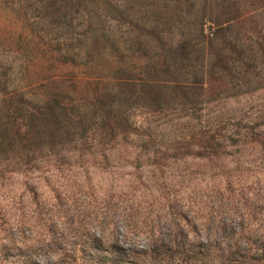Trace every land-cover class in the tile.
Masks as SVG:
<instances>
[{
	"label": "trees",
	"instance_id": "trees-1",
	"mask_svg": "<svg viewBox=\"0 0 264 264\" xmlns=\"http://www.w3.org/2000/svg\"><path fill=\"white\" fill-rule=\"evenodd\" d=\"M263 88L264 0H0V177Z\"/></svg>",
	"mask_w": 264,
	"mask_h": 264
},
{
	"label": "rangeland",
	"instance_id": "rangeland-1",
	"mask_svg": "<svg viewBox=\"0 0 264 264\" xmlns=\"http://www.w3.org/2000/svg\"><path fill=\"white\" fill-rule=\"evenodd\" d=\"M153 121L0 177V264H264V88Z\"/></svg>",
	"mask_w": 264,
	"mask_h": 264
},
{
	"label": "clouds",
	"instance_id": "clouds-1",
	"mask_svg": "<svg viewBox=\"0 0 264 264\" xmlns=\"http://www.w3.org/2000/svg\"><path fill=\"white\" fill-rule=\"evenodd\" d=\"M35 259L38 261V264H49V262H51V264H55V262L59 260V256L51 255L47 258L44 256H36Z\"/></svg>",
	"mask_w": 264,
	"mask_h": 264
}]
</instances>
